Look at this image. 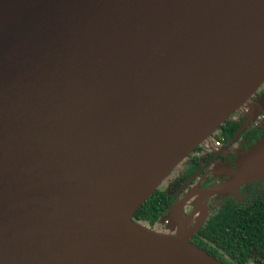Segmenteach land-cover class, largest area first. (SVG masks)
<instances>
[{
    "label": "water",
    "instance_id": "1",
    "mask_svg": "<svg viewBox=\"0 0 264 264\" xmlns=\"http://www.w3.org/2000/svg\"><path fill=\"white\" fill-rule=\"evenodd\" d=\"M263 82L264 0H0V264H225L134 213Z\"/></svg>",
    "mask_w": 264,
    "mask_h": 264
},
{
    "label": "flooded vegetation",
    "instance_id": "2",
    "mask_svg": "<svg viewBox=\"0 0 264 264\" xmlns=\"http://www.w3.org/2000/svg\"><path fill=\"white\" fill-rule=\"evenodd\" d=\"M263 135L264 83L211 135L212 142L198 145L161 185L174 202L150 227L178 231L172 210L183 201V218L197 219L190 224L196 245L225 264H264V167L255 177L241 175L243 153ZM210 188L216 190L208 196Z\"/></svg>",
    "mask_w": 264,
    "mask_h": 264
},
{
    "label": "trees",
    "instance_id": "3",
    "mask_svg": "<svg viewBox=\"0 0 264 264\" xmlns=\"http://www.w3.org/2000/svg\"><path fill=\"white\" fill-rule=\"evenodd\" d=\"M173 202L174 198L167 191L158 188L137 208L134 219L152 226L155 221L164 216L165 210ZM223 242H226L224 238Z\"/></svg>",
    "mask_w": 264,
    "mask_h": 264
},
{
    "label": "rangeland",
    "instance_id": "4",
    "mask_svg": "<svg viewBox=\"0 0 264 264\" xmlns=\"http://www.w3.org/2000/svg\"><path fill=\"white\" fill-rule=\"evenodd\" d=\"M263 83H264V82H263ZM263 83H262V84H263ZM208 140H210V141L212 142V141H213V140H212V136H211L210 138H208ZM173 224H174V222L172 221L171 224L168 225L167 227H171ZM167 227H166V228H167ZM166 228H165V229H166ZM156 229H158V230H162V228H160V227H158V228H156ZM167 231L172 232V231L169 230V229H168ZM175 233H178V231H176Z\"/></svg>",
    "mask_w": 264,
    "mask_h": 264
},
{
    "label": "crops",
    "instance_id": "5",
    "mask_svg": "<svg viewBox=\"0 0 264 264\" xmlns=\"http://www.w3.org/2000/svg\"><path fill=\"white\" fill-rule=\"evenodd\" d=\"M188 217H190L191 219H192V215L191 216H188ZM193 218H194V220L193 221H195V217H194V215H193ZM189 219L188 218H186V223H187V221H188Z\"/></svg>",
    "mask_w": 264,
    "mask_h": 264
},
{
    "label": "bare ground",
    "instance_id": "6",
    "mask_svg": "<svg viewBox=\"0 0 264 264\" xmlns=\"http://www.w3.org/2000/svg\"><path fill=\"white\" fill-rule=\"evenodd\" d=\"M261 169H263V168H259V169H258V172H259Z\"/></svg>",
    "mask_w": 264,
    "mask_h": 264
},
{
    "label": "built area",
    "instance_id": "7",
    "mask_svg": "<svg viewBox=\"0 0 264 264\" xmlns=\"http://www.w3.org/2000/svg\"><path fill=\"white\" fill-rule=\"evenodd\" d=\"M217 145L219 144V141H217V143H216Z\"/></svg>",
    "mask_w": 264,
    "mask_h": 264
}]
</instances>
